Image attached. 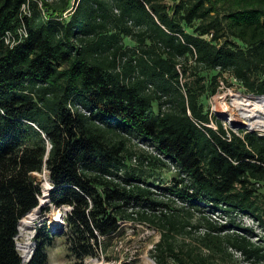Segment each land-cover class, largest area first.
I'll return each mask as SVG.
<instances>
[{
    "label": "trees",
    "instance_id": "16d2710c",
    "mask_svg": "<svg viewBox=\"0 0 264 264\" xmlns=\"http://www.w3.org/2000/svg\"><path fill=\"white\" fill-rule=\"evenodd\" d=\"M225 74L264 96V0H0V264L46 260L45 227L15 246L42 170L74 264L125 222L157 231L155 264H259L264 133L205 108Z\"/></svg>",
    "mask_w": 264,
    "mask_h": 264
},
{
    "label": "rangeland",
    "instance_id": "374dc122",
    "mask_svg": "<svg viewBox=\"0 0 264 264\" xmlns=\"http://www.w3.org/2000/svg\"><path fill=\"white\" fill-rule=\"evenodd\" d=\"M177 0H165L168 5H174ZM189 29V28H188ZM226 79L220 78L216 92L209 94L210 85L207 84L206 94L203 97L205 108L215 114L223 125L231 130L240 128L264 133V100L252 97V94L244 92L239 83L225 74ZM185 79L181 80V83ZM208 82V81H207ZM218 108L224 113H218ZM246 113V115L244 114ZM252 116V117H250ZM252 119L259 124H253ZM138 146L153 153L154 148L146 142L133 139ZM173 168H156L157 178H169ZM33 177L40 187L39 204L33 212L22 217V222L15 236V246L23 262H27L34 254L36 239H43L44 229L50 234L49 242L45 244L44 264H74L75 260L69 254L65 243V216L69 210L66 205H55L49 198L52 182L46 170L33 172ZM219 215V214H218ZM217 215V216H218ZM220 219L219 217H217ZM236 220L254 227L258 237H262V229L256 221L248 215H237ZM45 227L38 231V228ZM158 239V233L154 228L146 224L121 223L119 229L103 238L102 252L98 257H89L83 264H155L150 256V249ZM27 248V250H26ZM241 256H234L228 264H250L243 262ZM259 264H264V259Z\"/></svg>",
    "mask_w": 264,
    "mask_h": 264
},
{
    "label": "bare ground",
    "instance_id": "6f19581e",
    "mask_svg": "<svg viewBox=\"0 0 264 264\" xmlns=\"http://www.w3.org/2000/svg\"><path fill=\"white\" fill-rule=\"evenodd\" d=\"M252 97H254V98H259V99L264 100V96H262V95H252ZM217 110H218V113H221V114L224 113V110H223V109L218 108ZM243 114H244V113H243ZM244 115H246V113H245ZM250 117H252V116H250ZM251 122H252L253 124H259L258 120H255V119H252ZM33 210H34V208H33L32 210H30L26 215H28V214H30L31 212H33ZM21 223H23V222H22V218H21V219L19 220V222H18V229L20 228ZM26 250H27V248H26Z\"/></svg>",
    "mask_w": 264,
    "mask_h": 264
},
{
    "label": "built area",
    "instance_id": "2783aa9c",
    "mask_svg": "<svg viewBox=\"0 0 264 264\" xmlns=\"http://www.w3.org/2000/svg\"><path fill=\"white\" fill-rule=\"evenodd\" d=\"M22 10H23L24 12H26V10H27V6H26L25 4L22 5ZM19 31L24 33V27H21V28L19 29ZM5 39H6V41H8V35H6Z\"/></svg>",
    "mask_w": 264,
    "mask_h": 264
}]
</instances>
